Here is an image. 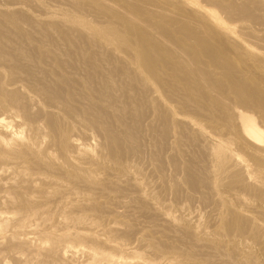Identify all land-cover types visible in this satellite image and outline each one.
<instances>
[{
  "label": "bare ground",
  "instance_id": "1",
  "mask_svg": "<svg viewBox=\"0 0 264 264\" xmlns=\"http://www.w3.org/2000/svg\"><path fill=\"white\" fill-rule=\"evenodd\" d=\"M0 264H264V0H0Z\"/></svg>",
  "mask_w": 264,
  "mask_h": 264
},
{
  "label": "rangeland",
  "instance_id": "2",
  "mask_svg": "<svg viewBox=\"0 0 264 264\" xmlns=\"http://www.w3.org/2000/svg\"><path fill=\"white\" fill-rule=\"evenodd\" d=\"M195 206L197 207V206H198V204H196ZM195 206L193 207L195 210L192 208L194 211H196V210L198 209V208H195ZM192 209H191V210H189V211L193 212V210H192ZM194 213H195V212H194Z\"/></svg>",
  "mask_w": 264,
  "mask_h": 264
}]
</instances>
